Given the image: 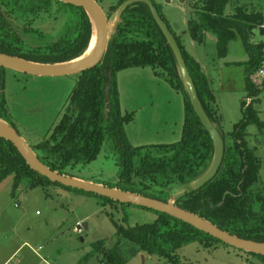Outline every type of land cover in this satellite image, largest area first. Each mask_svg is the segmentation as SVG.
I'll use <instances>...</instances> for the list:
<instances>
[{"label": "trees", "instance_id": "trees-1", "mask_svg": "<svg viewBox=\"0 0 264 264\" xmlns=\"http://www.w3.org/2000/svg\"><path fill=\"white\" fill-rule=\"evenodd\" d=\"M125 1L127 0H119L111 6L109 16ZM235 1L195 2L191 6L194 16L188 22V33L198 44L205 43L208 33L214 34L219 58L227 56L231 42L240 40L249 55V61L245 65L247 89L255 96L259 92L249 76L261 68L264 42L252 44L251 38L255 29L264 32V16L242 6H236L232 15H226V6ZM153 4L169 27L158 5ZM55 5L65 16L64 27L58 39L43 45L26 42L12 20L26 22L36 19L42 13L51 12ZM170 31L181 50L206 115L212 124L219 126L221 116L207 77L199 63L185 51L179 39L171 29ZM92 32L91 19L81 7L59 0H0V54L40 65L67 64L86 54ZM148 67L182 94L185 120L179 141L134 147L125 133V126L133 116L131 113L121 112L117 75L127 69ZM4 69L0 67V71ZM77 76L78 81L69 96L68 107L60 122L48 137L30 147L43 165L53 172L73 178L68 171L95 160L107 143L117 158L119 174L115 185L104 186L166 203L170 200V193L166 190L181 185L184 191L175 200L176 206L201 216L230 235L264 244V212L253 210L257 197L253 187L259 182L262 165L254 152L246 147L243 135L249 124L260 125L257 113L242 101L244 118L229 135L231 146L227 145L226 136L221 134L225 152L217 175L200 190H193L192 183L204 175L212 163V140L190 104L171 48L146 4L136 2L123 12L100 64ZM2 86L0 81L1 89ZM106 93L109 95L108 101ZM5 104L1 93L0 120L15 129L14 124L7 119ZM9 176L13 178V196L26 181L30 188L55 185L59 189L95 196L104 203L119 204L124 209L134 206L51 182L31 170L16 147L0 137V183ZM143 209L156 214L155 223L132 228L117 226L114 246L105 248L104 241L96 242L93 252L84 260L97 254L105 264H126L138 255L169 257L176 250L194 242L223 244L174 217ZM247 254L264 264V256Z\"/></svg>", "mask_w": 264, "mask_h": 264}, {"label": "rangeland", "instance_id": "rangeland-1", "mask_svg": "<svg viewBox=\"0 0 264 264\" xmlns=\"http://www.w3.org/2000/svg\"><path fill=\"white\" fill-rule=\"evenodd\" d=\"M95 1L107 17L109 41L115 34L120 8L109 16L110 7L119 0ZM152 1L158 5L168 25L184 39L188 49L207 69L210 87L221 116V134L226 136L227 145H232L229 135L244 118L242 101L256 111L260 125L249 124L243 135L246 147L254 152L262 165L259 182L253 187L257 196L253 210L263 213L264 78L261 80L262 84L256 87L259 93L252 95L247 89L245 77V65L249 61V55L240 40L229 44L225 58L217 56L214 34L208 33L204 44L191 43L188 22L194 16L191 6L199 0ZM236 6L246 7L249 11L259 12L264 16V0H236L226 6L225 14L232 15ZM12 21L26 42L43 45L58 39L64 27L65 16L55 5L51 12L42 13L36 19L26 22ZM262 30L264 31V27ZM261 42H264V32L255 29L251 43ZM263 64L264 54L261 66ZM141 72L140 69H129L117 75L123 95L120 109L123 114H132L133 118L127 125L133 134L137 131L144 132L146 128L139 126L137 122L143 123V114L150 109L145 94L141 95L137 91L141 88H132L134 81H142ZM0 81L3 85L0 94L3 93L5 99L7 119L14 124L27 145L34 147L48 137L60 122L78 76L37 77L4 69L0 71ZM142 107L144 112L140 113ZM160 123L161 121L157 127L152 128L162 132L160 129L164 130L165 127ZM129 129L126 128L127 133ZM176 139L170 137L167 140L171 142L166 143L179 141ZM130 142L134 145L136 143L131 140ZM68 173L80 181L112 186L117 182L119 166L116 156L105 143L95 160L84 166L78 165ZM12 184L11 176L0 183V264L10 260L16 264H105L97 254L84 260L93 252L96 242L104 241L105 248H112L116 242L117 226L132 228L148 225L155 223L157 218L154 212L142 207L127 206L124 209L119 204L104 203L100 198L74 190L67 191L69 196L63 197L55 185L30 188L24 181L13 196ZM173 188L166 192L170 193L169 202L174 204L184 188L181 185ZM83 224H87V230ZM78 229L82 231L78 233ZM141 256L132 258L126 264H263L257 258L234 247L210 242L191 243L176 250L169 257L147 254L143 258Z\"/></svg>", "mask_w": 264, "mask_h": 264}, {"label": "water", "instance_id": "water-1", "mask_svg": "<svg viewBox=\"0 0 264 264\" xmlns=\"http://www.w3.org/2000/svg\"><path fill=\"white\" fill-rule=\"evenodd\" d=\"M59 1L66 4L81 7L86 11L92 22V39L95 31L93 18L95 19L97 25V48L93 56L84 62H80L79 59L77 61L61 65H40L26 62L5 54H0L1 68L12 69L21 73L37 77H64L80 74L82 72L91 70L95 68L98 64H100L106 52L108 44V21L106 15L94 0ZM168 1L169 0H167V2ZM136 2H142L149 7L154 21L163 33L174 55L190 104L203 128L212 140L214 150L212 163L206 173L191 185L193 190H200L217 175L222 165L224 159L225 145L221 135V129L218 125L212 124V122L206 115L201 101L197 95L192 78L186 67L181 50L177 45L176 40L173 34L171 33L169 27L164 22L159 12L155 8L153 2L151 0H127L120 6L118 10V19L128 7H130ZM108 100L109 95L108 93H106V101ZM0 137L11 142L16 147V149L23 157L27 165L31 168V170H33L40 176L49 179L53 183H57L66 188L82 191L84 193L94 194L122 204L139 206L167 214L171 217H174L180 221L191 225L192 227L200 230L201 232L219 240L225 245L234 247L246 253H253L256 255L264 256V244L244 240L236 236L230 235L229 233L222 231L212 223L204 220L201 216L185 211L173 203H165L142 195L123 192L119 189H112L102 184H94L92 182L80 181L78 179L63 176L58 174L57 172L51 171L48 167H46L39 161L35 153L19 135L17 130H15L12 126L2 120H0ZM58 193L63 197L69 196L67 190L62 188L58 189ZM83 227L85 230H87V224H83ZM141 257L143 258V255Z\"/></svg>", "mask_w": 264, "mask_h": 264}, {"label": "crops", "instance_id": "crops-1", "mask_svg": "<svg viewBox=\"0 0 264 264\" xmlns=\"http://www.w3.org/2000/svg\"><path fill=\"white\" fill-rule=\"evenodd\" d=\"M170 29L173 31L171 27ZM173 33L179 39L185 51L197 63H199L202 72L208 79L207 69L201 63L202 61L200 62L199 59H197L196 56L192 53V51L188 49L187 43H185L184 39L180 35H178L175 31H173ZM193 42L194 41L191 39V43ZM132 69H140V71H142L141 73H143L142 81L141 82L134 81L132 88L133 87L141 88V89H137V91L141 93V95L145 94V96L147 97V103H150L149 104L150 109L148 110V112L143 114L144 116L143 123L142 121L140 122L139 120H138L139 122H137L139 126L146 128L145 130H143L144 132L137 131L133 134V133H130V129L128 125L126 126V128L129 129L127 133V130L125 128V133H126V136L129 142L130 140L132 142L136 141L135 145L130 142L131 145L134 147L141 146V145L143 146L163 145V144H167L166 142H171V141H168L170 140V137L174 139L177 138L176 140H180L182 136V129H183L184 120H185V103H184V98L182 94L178 92L177 90H175L173 87H171V85L167 81H165L164 78L159 77L155 73L154 69L149 68V67L148 68H132ZM122 72L123 71L119 73H122ZM133 75H137V74H133ZM208 82H209V79H208ZM209 85H210V82H209ZM117 87H118L119 100H120V106H121L123 95L120 91L118 79H117ZM142 112H144L143 107L140 109V113ZM159 121H161L160 124L162 125V127H165L164 130L160 129L162 132H160L159 130L157 131L155 127L152 128V126H156ZM219 128L221 129L220 125H219ZM177 130H179V132Z\"/></svg>", "mask_w": 264, "mask_h": 264}, {"label": "built area", "instance_id": "built-area-1", "mask_svg": "<svg viewBox=\"0 0 264 264\" xmlns=\"http://www.w3.org/2000/svg\"><path fill=\"white\" fill-rule=\"evenodd\" d=\"M264 27V26H262ZM263 54H264V50H263ZM263 66L264 64L261 66L260 69H258L257 71L253 72L252 74H250L249 78L252 82V84L255 86V88L259 85H261V80L264 78V70H263ZM248 101L250 102L251 99L249 98ZM82 230L81 229H78L77 232L80 233ZM5 264H16V263H13L12 260L8 261L7 263Z\"/></svg>", "mask_w": 264, "mask_h": 264}, {"label": "bare ground", "instance_id": "bare-ground-1", "mask_svg": "<svg viewBox=\"0 0 264 264\" xmlns=\"http://www.w3.org/2000/svg\"><path fill=\"white\" fill-rule=\"evenodd\" d=\"M93 22H94V27H95L94 36H93L90 47L88 48L86 54L80 59V62H84L88 60L89 58H91L97 48V25H96L94 18H93Z\"/></svg>", "mask_w": 264, "mask_h": 264}]
</instances>
